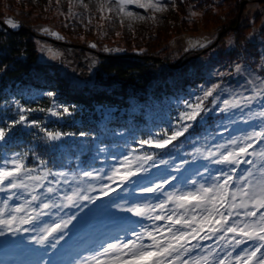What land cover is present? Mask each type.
<instances>
[{"label":"snow or ice","instance_id":"snow-or-ice-1","mask_svg":"<svg viewBox=\"0 0 264 264\" xmlns=\"http://www.w3.org/2000/svg\"><path fill=\"white\" fill-rule=\"evenodd\" d=\"M132 2L133 0H118L117 14L127 16L129 20L145 19L125 10V5ZM105 7L106 4H100L101 11ZM141 7L164 11L168 5L149 0L148 3H142ZM7 23L13 28L18 27V22L14 19H8ZM41 31L47 32L48 29L41 28ZM235 69L237 72H248V68L242 67L240 63L235 64ZM248 74L253 75L252 72ZM248 83L252 87L247 95L233 92L215 109L221 113L220 119L224 121L217 125L222 132L228 133L229 127L237 121L244 123L245 130L239 135L231 136L224 143L194 148L193 160L202 156L207 162L199 167H193L181 157L176 158L179 163L175 159H160L155 152L145 153L143 146L164 148L191 127L187 122L198 119L206 121L204 113L209 109L204 100L219 92L222 84L213 83L195 103L190 99L184 100L187 111L180 112L177 120L179 127L172 130L171 135L167 134L168 130H163L164 138L157 135L140 139L138 145L144 153L142 155H133L131 151L127 155L110 154L113 163L104 169H91L89 166L90 170L78 174L66 171L53 174L51 170L41 169L39 175H32V170L24 167L17 154H13L10 160L6 158L5 166L0 167V192L6 194V198L0 203V235L5 232H34L29 237L30 240L43 246V255L34 264H41L43 256L49 250H52L51 255L44 260V264H264V147H260L264 145V77H253ZM48 95L54 94L49 92ZM220 99L221 96L217 95L210 102L216 104ZM16 103L19 104V101ZM26 111L28 110L21 107L19 119H13L11 125H37V120L26 119ZM47 111L60 116L68 113L69 108L63 107V112H55L52 108ZM8 131H11V126ZM65 135L68 134L46 131L47 138L53 141ZM79 135L84 137L87 133L81 132ZM4 140L6 130L0 128V141ZM101 151H106V148L101 146ZM156 161L168 167L174 166L176 175L168 171V167L156 169L158 174L153 175L149 169ZM242 161L247 167L238 171ZM212 164L222 167L213 168L210 166ZM200 168H203V173ZM45 171L53 176L47 184ZM69 175L86 178L87 186H82L84 181H81L80 186L65 187L62 190L59 185H69L66 178ZM190 176L192 180L189 183ZM116 180H119V185H123L122 191L128 194L127 199L99 203L94 195L95 191L106 195L113 190L110 184ZM170 181L172 189L165 191V185ZM149 197L152 199L149 200ZM10 201H13L11 206ZM81 204L83 207L91 204L83 216L63 214L64 208H80ZM115 209L120 211H114ZM156 209L164 214L156 215ZM121 213L147 218L153 224L144 225ZM50 215L55 220L38 229L36 223H42L41 217L47 218ZM94 215L128 222L129 227L121 231L129 233L131 238L127 235L120 238L118 234L105 239L100 236L95 239L81 236L82 228L89 217ZM161 220L170 223L166 227L155 224V221ZM26 224L31 225V229L23 227ZM165 232L167 235H163ZM213 236L218 241L215 246L190 243V240L205 241ZM65 237L68 239L65 240ZM246 241L253 243L237 254L235 249Z\"/></svg>","mask_w":264,"mask_h":264},{"label":"rangeland","instance_id":"rangeland-1","mask_svg":"<svg viewBox=\"0 0 264 264\" xmlns=\"http://www.w3.org/2000/svg\"><path fill=\"white\" fill-rule=\"evenodd\" d=\"M174 1L177 4L180 3L181 7L175 6ZM196 1L200 2L173 0L172 5L175 7L172 6V8L174 7L177 13L171 20L168 17L173 12L165 9L163 11L164 15H161L162 11H154L150 7H141L142 3H148L149 0H139V2L133 0L132 3L125 5V10L135 13L137 16L145 17V19L129 20L127 16L117 14L116 5L118 0H82V2L81 0H0V21L7 23L8 19H14L18 22V27H29L37 60L51 64L74 89L92 84L97 64L102 55L133 52L139 55L147 54L159 57L158 64L155 67L154 84L156 86L160 88L164 86L162 88L164 89L167 84L172 85L183 76H188L191 79L201 78L195 88L192 89L195 95L201 97L204 90L211 87L213 83H218L222 84L223 87L216 94L221 96L220 100L227 99L233 92L237 93V89H239L237 87H240V83H243L244 88L248 89L249 80L253 77H264V0ZM210 1V10L200 6L204 2L210 3ZM151 2L167 4L170 0H151ZM101 3L106 4L103 11L100 10ZM84 5L88 7L85 8ZM108 9H111V11ZM193 13H196V15H193ZM153 17L155 18L153 19ZM123 18L130 21L131 25L136 24L139 31L124 32L120 24ZM136 22H141L142 27L146 29H143ZM41 28H47L48 31H41ZM53 33H56V35ZM93 44H95V47H93ZM166 62L172 64L173 67H168ZM237 63H240L242 67H247L248 72H252L253 75L249 76L248 72L244 71L237 72L235 69ZM239 80H241L240 83ZM229 84H232V93L228 90L224 91ZM246 90L243 91L246 92L245 95L248 94ZM212 100L214 98L212 99V96H210L204 100V104ZM209 104L210 107L207 106L208 112L214 115L212 112H216L217 106L214 104L213 109L214 105ZM207 113H204V115ZM204 122L198 121V123ZM195 123L197 124V121ZM205 123L208 127H205V133L199 136L201 144L195 148H207L224 143L231 136L239 135L241 131L245 130L244 123L239 121L229 127L228 133L222 132L217 127V125L224 123L221 119L213 120L211 125ZM254 147L257 146L254 145ZM260 147H264V145H260ZM116 151L118 155H127L129 151L133 155L144 154L140 148L124 145L119 146ZM257 151H259V148H257ZM144 152L150 154L152 149L144 148ZM156 152L159 156L157 150ZM13 154H17L24 164L21 153L4 151L0 158V167H4V160L6 158L10 160ZM181 154L179 157L186 158L185 160L189 161L193 167H199V165L207 163L202 156H197L193 160V155H195L193 150ZM175 158L164 157L160 159L170 160ZM248 159H252V157H248ZM178 161L175 160L176 163H179ZM112 163L113 161L109 159L100 163V165L90 167L99 170ZM210 166L213 168L222 167L216 164ZM90 167L76 169L73 174L88 171ZM165 167L168 166L156 161L149 171L156 175L158 174L156 169L163 170ZM244 167H247V165H244L242 161L238 171H243ZM199 170L203 173V168ZM57 171L66 170L57 169L51 173L54 174ZM168 171L176 175L174 166L168 167ZM66 172L68 173V171ZM31 174L39 175L40 171L32 170ZM44 174L47 176L45 181V184H47L53 179V176L47 171ZM66 178L70 183L69 185H59L62 190L65 187L80 186L81 181H84L82 186H87L86 178L78 175H69ZM191 180L192 177L190 176L189 183ZM117 185H119V180L111 182L110 186L113 190L106 195H101L98 190L95 191L94 195L98 198V202L103 204L108 201L119 202L120 198L127 199L128 194L122 191L123 185ZM172 186L170 181L168 185H165L164 190L170 191ZM5 198L6 194L0 192V203ZM151 199L149 197V200ZM12 203L13 201L9 202L10 206ZM90 207L91 204L88 207H83L81 204L80 208L66 207L63 209V214L65 216H83ZM168 208H171L170 204ZM114 211L119 212L120 210L115 209ZM155 214L162 215L164 213L156 209ZM121 215L131 217L132 220L139 221L147 226L153 224L152 220L136 217L132 213H121ZM54 220L55 217L51 215L47 218L41 217L42 223H36V227L38 229L42 228L44 224H50ZM73 223L75 224L76 221H73ZM168 223L170 222L164 220L155 221L156 225L165 227ZM23 227L31 229L32 226L26 224ZM128 227V222L94 215L89 217L80 235L89 239H95L98 236L105 239L109 236H117V234L120 238L126 235L131 238L129 233L121 231V229ZM69 228H72V225H69ZM205 231H207V228H205ZM34 234L30 230L29 232H5L4 235H0V255L1 253L5 254V261L3 260L0 264H10V262L14 264H34L35 261L39 260L43 255V246L30 240L29 237ZM101 234L104 235L101 236ZM163 235H167V233L165 232ZM67 239L68 237H65V240ZM145 242H148L147 238H145ZM197 242L201 245L207 244L210 246H215L218 243L215 236L205 241L190 240L192 244ZM252 243V241H246L244 245H240L235 249L236 253L238 254L245 246ZM37 249H41V251H36ZM51 251L49 250L48 254L43 256L41 264H44V260L48 259ZM152 258L149 257V259Z\"/></svg>","mask_w":264,"mask_h":264},{"label":"trees","instance_id":"trees-1","mask_svg":"<svg viewBox=\"0 0 264 264\" xmlns=\"http://www.w3.org/2000/svg\"><path fill=\"white\" fill-rule=\"evenodd\" d=\"M198 2L194 0V3ZM172 3L173 0L167 3V10L173 12L168 17L171 20L177 13L174 7H181L174 1L176 5L172 8ZM203 4L200 6L209 8L211 1ZM161 15H164L163 11ZM136 23L142 27L141 22ZM120 24L124 32L139 31V27L131 25L126 18ZM36 57L29 27L13 28L0 21V128L6 130V140L0 142V158L4 151L21 153L24 167L37 172L62 169L73 174L76 169L100 165L111 159L110 154H118L119 146L140 148V139L157 135L164 138L163 130H168L167 134L171 135V131L179 127L180 112L187 111L183 101L190 99L195 103L199 97L192 89L201 78L183 76L172 85L166 83L164 89V86H156L155 67L159 57L153 55L104 54L97 64L92 84L76 89L51 64L40 62ZM167 65L173 67L170 63ZM239 86L236 85L237 93L247 89L243 83ZM251 87L249 84L246 91ZM225 90L232 93V84ZM49 92L54 95L49 96ZM216 96L214 93L212 99ZM209 103L205 105L210 107ZM221 104L222 100H217L216 106ZM21 107L28 110L24 113L27 120L39 123L11 125L13 119H19ZM63 107H68L69 112L60 116L47 111L52 108L55 112H63ZM212 113L214 115L210 112L205 115V122L210 125L221 116L217 111ZM198 121L197 124L181 121L190 123L191 127L164 148L143 147L156 154L157 150L160 158L186 154L201 144L199 136L208 127L205 122ZM10 126L11 131H8ZM46 131L68 135L53 141L47 138ZM81 132L87 135L81 137ZM101 146L106 151H101ZM3 260L5 254L1 253L0 263Z\"/></svg>","mask_w":264,"mask_h":264}]
</instances>
